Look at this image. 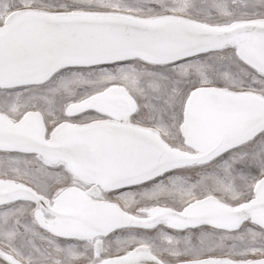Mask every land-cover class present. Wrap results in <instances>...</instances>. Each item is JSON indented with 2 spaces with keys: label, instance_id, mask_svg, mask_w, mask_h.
Wrapping results in <instances>:
<instances>
[{
  "label": "snow or ice",
  "instance_id": "obj_1",
  "mask_svg": "<svg viewBox=\"0 0 264 264\" xmlns=\"http://www.w3.org/2000/svg\"><path fill=\"white\" fill-rule=\"evenodd\" d=\"M0 264H264V0H0Z\"/></svg>",
  "mask_w": 264,
  "mask_h": 264
}]
</instances>
